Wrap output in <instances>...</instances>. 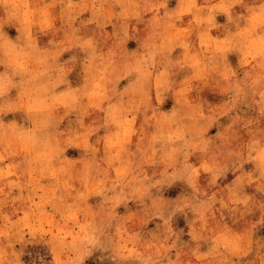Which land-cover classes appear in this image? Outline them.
Returning a JSON list of instances; mask_svg holds the SVG:
<instances>
[{
  "label": "clouds",
  "instance_id": "clouds-1",
  "mask_svg": "<svg viewBox=\"0 0 264 264\" xmlns=\"http://www.w3.org/2000/svg\"><path fill=\"white\" fill-rule=\"evenodd\" d=\"M0 264H264V0H0Z\"/></svg>",
  "mask_w": 264,
  "mask_h": 264
}]
</instances>
